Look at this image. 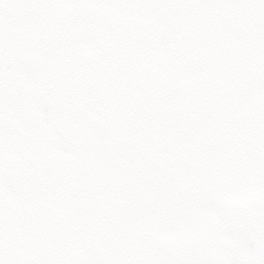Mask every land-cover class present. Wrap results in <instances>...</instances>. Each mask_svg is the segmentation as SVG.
I'll list each match as a JSON object with an SVG mask.
<instances>
[{"label": "snow or ice", "instance_id": "1", "mask_svg": "<svg viewBox=\"0 0 264 264\" xmlns=\"http://www.w3.org/2000/svg\"><path fill=\"white\" fill-rule=\"evenodd\" d=\"M0 264H264V0H0Z\"/></svg>", "mask_w": 264, "mask_h": 264}]
</instances>
